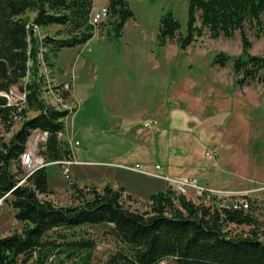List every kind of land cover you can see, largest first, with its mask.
I'll use <instances>...</instances> for the list:
<instances>
[{
	"label": "trees",
	"instance_id": "trees-1",
	"mask_svg": "<svg viewBox=\"0 0 264 264\" xmlns=\"http://www.w3.org/2000/svg\"><path fill=\"white\" fill-rule=\"evenodd\" d=\"M92 7L93 0H0V91L17 85L26 75L28 55H36L38 42L32 37V24L39 28L63 26L67 33L62 38H43L44 59L51 69L50 55L83 45L93 36L94 26L89 23ZM107 7L113 37L118 38L133 11L126 0H108ZM187 15L185 37L178 36L180 25L171 12L159 17L160 46L176 42L183 50L205 32L212 39L232 38L238 32L241 53L232 61L234 72L242 75L237 83L257 77L264 68V55L249 54L251 43L244 27L246 23H264V0H190ZM227 60V55L218 53L213 63L224 66ZM26 86V107L21 111L0 96V125L5 132L12 129L14 117L23 120L28 110L37 112L35 117L25 118L9 139L0 131V198L13 209L21 226L0 236V264H45L61 246L60 252L69 259L86 252L71 264H90L94 241L74 238L77 229L85 228L102 229L115 242V251L103 264H159L166 259L174 264H264V216L259 220L254 215L250 201L246 212L225 209L196 204L168 187L150 193L147 208L137 211L124 207L123 188L109 186L89 194L77 190L78 203L66 207L40 199L49 190L48 169L26 176L20 156L31 132L38 130L47 133L38 153L47 161L65 158L67 144L59 141L56 133L63 130L61 119L66 113L44 107L32 74ZM229 225L250 229L244 236L231 235L225 230Z\"/></svg>",
	"mask_w": 264,
	"mask_h": 264
},
{
	"label": "rangeland",
	"instance_id": "rangeland-1",
	"mask_svg": "<svg viewBox=\"0 0 264 264\" xmlns=\"http://www.w3.org/2000/svg\"><path fill=\"white\" fill-rule=\"evenodd\" d=\"M126 1L138 19V55L124 58V43L122 40L117 41L115 37L106 40L104 44L108 46L105 58L101 54H99L100 58L97 56L96 49L100 48L102 43H98L96 38L83 48L89 49L90 52L86 53L93 58L94 64L96 63V73L103 93L98 98L94 96L87 101L91 107L98 109L92 121L90 118L94 111L91 110L89 113L83 111L81 124L74 125V128H77V136L80 135L84 139V142L79 140L80 146L76 148L82 151L85 159L117 163L124 160L125 152L132 154L136 144L150 146L155 152L157 162L144 165L152 167L159 164L165 176L191 177L211 189L232 195H245L253 205L254 215L262 220L264 216V68L254 80L245 84L237 83L242 75L234 72L232 61L241 53L238 32L232 38L217 39L210 38L205 32L183 50L176 42L160 46L157 40L159 17L171 12L180 25L178 36L185 37L190 0ZM106 2L108 0H94L93 6L102 7ZM104 22L109 25V30L112 32L109 21ZM104 22L100 23L97 29L94 28L93 34L97 35L101 31L100 27L105 25ZM129 29L131 27H128L127 31ZM244 31L251 43L249 54L264 55V23L259 26L246 23ZM39 33L42 37L47 35L57 38L67 34L63 26L39 28ZM218 53L228 56L224 66L213 63ZM128 58L131 60L134 58L135 61L138 59V84L131 75V81L126 87L127 91L121 93L122 101L117 104V110H121V106L131 110L127 117L129 121L136 122L137 131L130 128L125 132L124 127H110L103 119L102 108L105 103H109L107 90L111 73L112 75H118L119 72L127 73L122 63L126 60L131 61ZM50 60L53 62L55 56L50 55ZM112 62L114 68L103 75V66ZM136 103H138V111L135 110ZM107 113L113 115L112 110L108 109ZM36 115V111L28 110L25 118L30 119ZM137 116L138 119H135ZM25 118L14 123L10 132H5L0 125L5 140L18 131ZM143 118L154 119L157 125L143 128ZM156 128L159 134L154 137L148 131L155 132ZM40 132L32 131L30 136L34 137ZM206 153L210 155L207 156ZM129 161L131 159H126L125 162ZM130 168L126 166L122 169L111 165H89L81 168L72 165L66 174L61 165H49L47 166L49 190L46 195H40L39 198L49 200L55 206L66 207L78 203L77 190L89 194L92 191L101 192L105 186H109L114 190L123 188L121 201L124 207L143 211L149 204V193L165 190L169 185L159 179L164 186L162 189L154 188L157 182L148 180L153 177L147 179L150 182L140 180L133 176L139 173ZM22 182L23 180L18 183ZM89 197L88 195L87 198ZM186 198L196 204L203 203L192 191L186 194ZM209 204L216 207L217 200L213 199ZM20 227V223L13 216V209L1 200L0 236L10 235ZM249 229L250 227L245 225H229L225 230L231 235L244 236ZM76 233L78 236L74 238H88L95 243L90 264L105 263L116 249L115 242L102 229L85 228L80 232L77 229ZM59 248L61 251L64 246ZM60 251L49 256L45 264H71L86 254L83 250L69 259ZM159 264H174V262L172 259H166Z\"/></svg>",
	"mask_w": 264,
	"mask_h": 264
},
{
	"label": "crops",
	"instance_id": "crops-1",
	"mask_svg": "<svg viewBox=\"0 0 264 264\" xmlns=\"http://www.w3.org/2000/svg\"><path fill=\"white\" fill-rule=\"evenodd\" d=\"M106 2L102 7L107 6ZM93 5H95L93 0ZM130 6V5H129ZM133 18L127 20L123 26L121 36L117 38L118 40H122L124 43V58L134 56V54L138 55V19L136 18L134 12H133ZM104 26L101 25L99 33L97 35L93 34L91 39H89L85 44L70 48H62L61 50L57 51L55 60L52 62L51 71L52 76L55 79L56 82L61 83L64 81H68L71 78H73V86L70 91V100L72 103L77 105V108L74 112V114L69 117L67 121V133L64 136L65 138L67 135L73 136L78 141L84 142V139L80 137V135L77 136V128H74L75 124H81V116L82 112L85 111V113L88 111L93 110L94 112L91 115V121L96 114L95 112H98V109H95L91 107L90 104L87 103L89 99L92 97L98 98L99 95H102L103 90L101 89L99 85V80L96 73V63L94 64L93 58L89 57L86 52H90L89 49L85 48L89 43L93 41L94 38L98 40V43H102L100 45V48L96 49V53L98 58L102 55L103 58H105V54L108 51V46H104L106 43V40H110L113 37V33L109 30V25L104 22ZM131 27L127 31V28ZM103 29V30H102ZM96 36V37H95ZM83 46L82 48H80ZM131 60L130 58H128ZM127 61V60H126ZM122 63V67H124L125 70H127V73L125 72H119V74H113L110 75V85L107 92L109 93L108 101L109 103L103 106V114L105 121H107L111 128H121L124 127L125 132L127 129L133 128V130L136 129V125L133 120H128V112L131 111L130 109L121 106V110H117V104L122 101L121 99V93L126 92V87L131 78V75L135 77L136 84H138V59L136 61L131 60L127 62ZM110 62V61H107ZM111 68H114V64L112 63H106L103 66V75L108 74ZM114 78V79H113ZM105 86V85H104ZM112 86V88H111ZM136 91L138 92V88H136ZM136 92V93H137ZM138 99V97H136ZM138 102V101H135ZM87 104V107L85 108ZM112 107V108H111ZM135 110L138 111V103L135 104ZM112 110L113 115L110 116L107 111ZM88 116V115H87ZM90 117V115H89ZM150 118V117H148ZM147 118V119H148ZM134 119V118H133ZM138 119V116L137 118ZM146 120V118H143V122ZM90 121V120H88ZM86 124V123H85ZM110 128V129H111ZM138 129V128H137ZM137 131V130H135ZM148 131V130H146ZM152 136H156L159 134L158 129L156 128L155 132L148 131ZM79 138V139H78ZM79 141V144H80ZM80 146V145H79ZM74 156L76 160L79 162V164H76L77 166H80L83 168L84 166L89 165H95V166H102V165H111L116 168H125L132 167L135 164H154L157 162L155 159V152L150 146L147 145H141L136 144L134 147V152L132 154L130 153H124L123 158L124 160L119 161L117 163L112 162H102L100 160H90L83 158L82 151L75 147L73 150ZM126 159H131L129 162H125ZM168 159V158H166ZM166 161V160H165ZM169 162V160L167 161ZM74 168V167H72ZM121 170V169H118ZM121 172L126 173L121 170ZM128 174V173H127ZM133 176H136V178H140V180H145L149 178L148 176L144 177L145 175H139L135 174ZM148 180H151L153 182H157V184L154 186V188L162 189L163 183L159 179L149 178ZM150 182V181H147ZM146 182V183H147ZM159 191V190H158ZM155 192V191H154ZM152 193V192H151ZM150 194V193H149Z\"/></svg>",
	"mask_w": 264,
	"mask_h": 264
},
{
	"label": "built area",
	"instance_id": "built-area-1",
	"mask_svg": "<svg viewBox=\"0 0 264 264\" xmlns=\"http://www.w3.org/2000/svg\"><path fill=\"white\" fill-rule=\"evenodd\" d=\"M108 17L109 9L107 6H93L89 14V23L97 29L100 26V23L106 21ZM32 29L34 37L38 39L36 55L35 57L28 55L25 77L17 85L11 86L7 91H0V96L5 98L7 105L16 106L19 111L24 109L26 107V85L29 83V77L32 74L34 83L38 87V100L42 102L44 107L66 113L61 119L63 122V130L58 131L56 136L59 141L67 144L69 150L68 155L61 160L47 161L37 152L39 144H43L47 137L46 132H40L34 137H28L26 141V149L20 156V162L25 170L26 176L31 175L37 169L57 164L61 165L64 173L67 174L70 166L79 164L73 153L75 147L79 145V141L70 135H67L66 138L64 137L67 133V121L77 108V105L70 100L73 78L61 83L55 81L52 76V71L44 59V52L46 51V48L43 45L44 37L40 36L38 26L32 24ZM29 40L30 38L28 37L27 41L30 48ZM35 59L36 61L34 62ZM13 120L16 123L17 121H20L21 118L14 117ZM156 125L157 121L154 119H146L143 122V128H149L150 126ZM206 155L209 156L210 153H206ZM130 169L139 174L166 181L169 187L178 194L186 196L189 191H192L204 204L210 205L209 202L216 199L217 206L220 208L237 209L245 212L249 209V199L245 195H232L231 193L228 194L223 191H217L199 184L196 179L191 177L173 178L165 176L163 175L159 164L152 167L144 164H135ZM1 200L2 198H0V201Z\"/></svg>",
	"mask_w": 264,
	"mask_h": 264
}]
</instances>
